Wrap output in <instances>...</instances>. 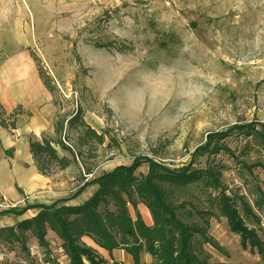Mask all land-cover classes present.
Wrapping results in <instances>:
<instances>
[{"label":"rangeland","instance_id":"obj_1","mask_svg":"<svg viewBox=\"0 0 264 264\" xmlns=\"http://www.w3.org/2000/svg\"><path fill=\"white\" fill-rule=\"evenodd\" d=\"M23 55L34 62L37 87L52 96L54 122L80 108L86 125L104 135L103 146L91 136L83 142L79 136L85 138L86 128L68 129L65 122V144L81 155L50 176L61 198L76 193L85 178L131 165L134 156L154 157L170 169L207 167L220 173L222 189L201 182L166 184L167 200L207 210L224 189L239 198L245 225L264 242V0H0V64ZM250 122L257 126L234 128ZM220 132L227 136L218 143L219 153L193 156L209 134ZM56 149L59 157L73 159L68 150ZM95 164L88 175L85 168ZM135 172L147 174L148 165ZM96 188L78 201L84 204ZM240 198L249 204L251 217ZM187 205L177 212L181 220L200 222ZM18 206L0 198V212ZM213 209L208 232L223 251L196 235L193 252L212 264H264V256L244 250L240 236ZM114 210L110 198L99 208L102 216ZM128 210L133 220L138 211L147 226L153 225L145 204L138 201L137 211L129 204ZM46 232L42 247H52L62 259L63 241L48 226ZM25 233L20 242H0V264L27 258L38 239ZM79 241L104 255L93 238ZM140 258L141 264H156L145 251ZM116 259L109 263L135 264Z\"/></svg>","mask_w":264,"mask_h":264},{"label":"trees","instance_id":"obj_2","mask_svg":"<svg viewBox=\"0 0 264 264\" xmlns=\"http://www.w3.org/2000/svg\"><path fill=\"white\" fill-rule=\"evenodd\" d=\"M44 85L54 91L49 84ZM22 109L17 108L13 113H7L3 104L0 103V126L10 131L16 129V124ZM72 117L54 122V134L52 137H43L42 141L30 140V149L33 159L36 161L37 169L44 176H51L53 172L70 167L76 162L81 151H73L71 146L65 144L66 135L65 122L68 129L83 126L86 128L85 138L79 139L86 142L94 138L96 144L104 145V135L98 134L84 122L80 108L72 113ZM254 122L248 125L235 126L240 130L254 129ZM234 130V129H233ZM68 131V130H67ZM227 136V132L212 133L207 137L205 146L195 150L193 156H206L217 154L223 147H219L220 140ZM264 137V135H263ZM215 144V145H214ZM60 146L68 150L73 159L59 157L56 147ZM226 151L230 152L228 148ZM148 165V173L137 175L136 170L142 165ZM85 168L88 175L97 168ZM220 173L213 169H193L192 165L177 169H170L166 163L158 161L154 157L134 156L131 165H119L111 172L93 177L91 180L85 178L78 187L76 193L70 197L57 200L54 204H34L26 207L9 208L0 212V216L11 215L20 217L27 211L40 209L33 218L21 221L12 227L0 228V242L2 244L9 240L19 241L25 236V232H32L37 237L41 246L47 244L46 228L57 234L63 241V249L70 260V264H110L108 260L101 258L94 248L80 243L84 236L91 237L97 245L105 251L126 250L134 259L135 264H141L140 254L145 251L156 259V264H212L208 258H201L193 252V239L198 235L202 242L211 244L218 251H223L215 239L210 236L208 230L210 219L216 216L213 208H216L221 216L227 219L228 227L234 234L240 236L242 248L264 256V242L260 240L257 232L244 223V218L239 212L238 197L233 198L225 193L223 189L217 196L211 199L209 209L200 210L194 203L184 201L183 203H170L167 200L169 193L167 185H187L192 182H201L205 187L222 189ZM167 184V185H166ZM98 185V190L84 204L77 206L68 205L71 199L77 198L86 189ZM110 198L114 201L115 210L106 211L104 216L99 208ZM242 208L251 217L253 212L243 198H240ZM138 201L143 203L153 215V225L147 226L137 211ZM131 204L137 211V218L133 220L129 215L128 205ZM191 204V210L201 220L200 222L187 223L181 220L177 213L184 206ZM116 230V231H115ZM115 264H119L115 262Z\"/></svg>","mask_w":264,"mask_h":264},{"label":"crops","instance_id":"obj_3","mask_svg":"<svg viewBox=\"0 0 264 264\" xmlns=\"http://www.w3.org/2000/svg\"><path fill=\"white\" fill-rule=\"evenodd\" d=\"M20 58L22 59L19 61L4 60L0 64V103L9 114L17 108H21L23 112L19 115L15 130L10 131L0 126V198L12 201L18 204V207L53 204L47 203V200L55 198L57 201L63 197L59 196L58 189L53 188L50 176L46 177L39 173L29 144L30 140L41 142L47 133H54V115L57 108L48 90L42 86L37 87L36 67L32 59L25 55ZM94 186L96 185L91 187ZM91 187L86 190H90ZM97 190L98 188L93 189V193ZM84 192L66 203L80 205L78 199ZM90 193L91 196L93 193L92 191ZM39 212L40 209H34L20 217L0 216V228H5L7 220L11 222L10 226H14ZM102 250L104 255L101 258L108 262L117 260L116 257L124 258L128 263L133 261L131 255L123 249L112 252ZM2 257L8 259L4 254Z\"/></svg>","mask_w":264,"mask_h":264},{"label":"built area","instance_id":"obj_4","mask_svg":"<svg viewBox=\"0 0 264 264\" xmlns=\"http://www.w3.org/2000/svg\"><path fill=\"white\" fill-rule=\"evenodd\" d=\"M63 253L62 259L55 257L56 251L50 247L49 249H45L41 245H39L38 241L29 246L28 256L24 260H18V264H70V260L65 254V250H61ZM55 253V254H54ZM65 258V259H64Z\"/></svg>","mask_w":264,"mask_h":264}]
</instances>
